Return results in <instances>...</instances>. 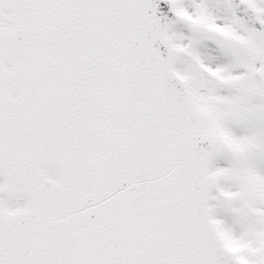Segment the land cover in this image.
I'll return each mask as SVG.
<instances>
[{
    "label": "snow or ice",
    "instance_id": "6c2138e0",
    "mask_svg": "<svg viewBox=\"0 0 264 264\" xmlns=\"http://www.w3.org/2000/svg\"><path fill=\"white\" fill-rule=\"evenodd\" d=\"M0 264H264V0H0Z\"/></svg>",
    "mask_w": 264,
    "mask_h": 264
}]
</instances>
